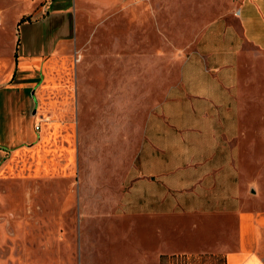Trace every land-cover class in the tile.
Here are the masks:
<instances>
[{
    "label": "rangeland",
    "instance_id": "rangeland-1",
    "mask_svg": "<svg viewBox=\"0 0 264 264\" xmlns=\"http://www.w3.org/2000/svg\"><path fill=\"white\" fill-rule=\"evenodd\" d=\"M240 1L52 0L42 22V74L34 80L33 69L25 72L20 67L14 81L0 88V264H140L145 253L156 248L158 241L150 230L131 232L136 222L120 217L112 200L98 201L99 196L118 193L111 189L114 161L122 175L128 169L129 119L155 110L177 83L182 60L208 25L223 18L234 24ZM32 3L0 1V76L6 66L12 73L16 49L23 53L28 46ZM46 11L38 8L36 14ZM58 37L67 42H56ZM71 44L87 67H96L100 51L103 71L108 72L100 85L103 104L89 106L86 114L91 119L77 136V160L68 173L63 167L65 152L52 134L45 136V124L40 132L38 127L34 131L36 98L31 86L41 81L48 88L55 82L44 71L49 57L55 51H71ZM115 56L120 67L113 74ZM237 96L241 131L234 141V158L245 194L241 201L243 210L261 223L264 236V52L248 44H242ZM47 106L52 109L54 104L43 99L40 109ZM118 115L120 142L117 134H109L111 118ZM33 143L36 162L31 154L24 159L22 151L11 155ZM182 262L173 258L166 263Z\"/></svg>",
    "mask_w": 264,
    "mask_h": 264
},
{
    "label": "crops",
    "instance_id": "crops-1",
    "mask_svg": "<svg viewBox=\"0 0 264 264\" xmlns=\"http://www.w3.org/2000/svg\"><path fill=\"white\" fill-rule=\"evenodd\" d=\"M31 1L35 13L27 23L32 35L28 31L23 53L16 49L12 73L7 66L2 68L0 88L14 81L20 67L25 72L33 69L34 80L45 68L42 22L49 16L46 10L52 0ZM38 8H45V14H36ZM234 12L238 13L231 20L234 24L223 18L208 25L182 60L177 83L155 110L129 119L128 169L122 175L114 161L111 189L118 193L99 196L98 201L111 199L120 217L136 222L131 232L144 228L146 234L150 230L157 238L156 248L145 253L140 264H165L173 258L182 259L181 264H264L261 223L243 210L245 194L234 158L238 153L234 141L241 131L237 91L242 44L264 52V0H241ZM56 42L67 41L58 37ZM68 47L71 51L51 54L44 70L55 82L48 88L35 82L31 88L36 98L34 131L38 127L40 132L45 124V136L52 134L58 141L65 152L63 167L72 173L77 160L75 141L87 129L83 124L91 119L86 114L89 106L103 104L100 85L108 70L103 71L100 51L96 67H87L85 58L76 57L77 46ZM112 61L115 74L120 59L115 56ZM43 99L54 107L40 109ZM111 123L109 134H117L120 142V116H113ZM35 149L33 143L26 150L11 151V155L22 151L24 159L31 154L36 162Z\"/></svg>",
    "mask_w": 264,
    "mask_h": 264
},
{
    "label": "built area",
    "instance_id": "built-area-1",
    "mask_svg": "<svg viewBox=\"0 0 264 264\" xmlns=\"http://www.w3.org/2000/svg\"><path fill=\"white\" fill-rule=\"evenodd\" d=\"M238 13L236 12L235 15H237Z\"/></svg>",
    "mask_w": 264,
    "mask_h": 264
}]
</instances>
